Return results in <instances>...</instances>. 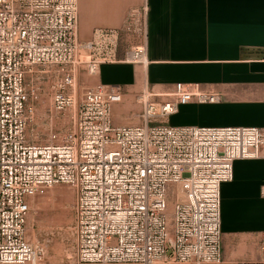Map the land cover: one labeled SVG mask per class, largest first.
I'll return each mask as SVG.
<instances>
[{
	"label": "built area",
	"instance_id": "obj_1",
	"mask_svg": "<svg viewBox=\"0 0 264 264\" xmlns=\"http://www.w3.org/2000/svg\"><path fill=\"white\" fill-rule=\"evenodd\" d=\"M140 17L142 40L146 6ZM78 21L79 0H0V264H46L44 249L27 240L30 200L59 185L77 198L72 264H222L221 187L234 180L235 161L262 157L264 128L169 125L182 105L221 101L183 83L171 102L137 97L142 125L115 126L122 87L96 84L76 98L68 68L82 63ZM104 36L117 33L95 34ZM108 55L90 58L89 73L120 61L115 46ZM121 61L144 64L146 46ZM35 68L61 76L54 104L73 109L72 127L51 132L44 144L27 139L33 108L26 77Z\"/></svg>",
	"mask_w": 264,
	"mask_h": 264
},
{
	"label": "crops",
	"instance_id": "obj_2",
	"mask_svg": "<svg viewBox=\"0 0 264 264\" xmlns=\"http://www.w3.org/2000/svg\"><path fill=\"white\" fill-rule=\"evenodd\" d=\"M145 6V63H103L96 83L154 98L199 86L221 101L180 106L172 126L264 128V0H79L80 39L122 27ZM263 186L264 149L235 161L234 180L221 187L222 264H264Z\"/></svg>",
	"mask_w": 264,
	"mask_h": 264
},
{
	"label": "rangeland",
	"instance_id": "obj_3",
	"mask_svg": "<svg viewBox=\"0 0 264 264\" xmlns=\"http://www.w3.org/2000/svg\"><path fill=\"white\" fill-rule=\"evenodd\" d=\"M143 9V8H142ZM142 9L131 12L122 27L103 32L115 31L117 37H100L82 41L78 31V42L82 45L78 55L82 63L72 64L68 69L75 75V95L79 100L85 91L93 88L97 74L89 73L86 62L92 60L105 61L109 52L115 46L117 59H125L132 48L141 45L139 19ZM96 34V32H95ZM79 60V59H77ZM61 79L58 74H47L44 68H35L26 77V86L31 96L30 106L33 108L32 118L27 128V139L30 143L44 144L49 141L51 132L67 130L72 127L73 109L61 111L56 109L54 87ZM143 93L125 92L123 102L113 108L112 118L116 125H141L142 113L136 110L134 101ZM156 104L173 101L174 97H151ZM135 109V110H134ZM140 113V117H139ZM173 125L170 120L167 122ZM177 187H171L168 198V214H172L177 202ZM183 195H180V201ZM76 192L66 185L49 189L43 195H37L30 200V213L27 222V240L33 246L45 251L43 262L46 264H72L75 254L74 225L76 219Z\"/></svg>",
	"mask_w": 264,
	"mask_h": 264
}]
</instances>
